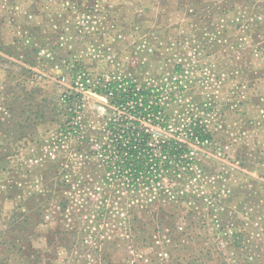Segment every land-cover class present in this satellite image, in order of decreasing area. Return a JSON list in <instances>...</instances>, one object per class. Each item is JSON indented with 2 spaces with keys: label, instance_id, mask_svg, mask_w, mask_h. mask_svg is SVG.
<instances>
[{
  "label": "rangeland",
  "instance_id": "rangeland-1",
  "mask_svg": "<svg viewBox=\"0 0 264 264\" xmlns=\"http://www.w3.org/2000/svg\"><path fill=\"white\" fill-rule=\"evenodd\" d=\"M67 2L0 0V264H264V0ZM124 80L195 158L164 191L102 160Z\"/></svg>",
  "mask_w": 264,
  "mask_h": 264
},
{
  "label": "trees",
  "instance_id": "trees-1",
  "mask_svg": "<svg viewBox=\"0 0 264 264\" xmlns=\"http://www.w3.org/2000/svg\"><path fill=\"white\" fill-rule=\"evenodd\" d=\"M72 1L74 0H68L67 3L71 4ZM126 81L129 82V80L123 82ZM120 93V96L115 99L118 105L129 104L131 97L134 103L129 105L130 114L125 116L126 121L130 122L131 125L125 129L119 128L121 137H117L115 141L108 144L103 154L102 160L107 172L112 178L120 177L119 184L114 183L113 187L120 185L119 191L122 190L123 193H127L135 192L142 187H150L152 183L156 182L159 183L161 191H164L165 188L161 183L163 177L180 174L181 168L187 171L193 170L195 158L191 155L192 150L188 143L177 137L154 142L150 130L143 126L142 117L147 119V114L154 113L157 115L161 110L157 100L150 103L152 89L145 87L137 89V85L131 83L126 91L120 88ZM110 129H113L112 125ZM190 129L191 140L194 142L197 139L199 143L209 142L212 139L211 133L204 124L192 122ZM165 191L171 192L170 189ZM171 195L172 198L177 197L173 192ZM133 208L135 207L133 206ZM186 233L190 235L191 232L186 230Z\"/></svg>",
  "mask_w": 264,
  "mask_h": 264
},
{
  "label": "built area",
  "instance_id": "built-area-1",
  "mask_svg": "<svg viewBox=\"0 0 264 264\" xmlns=\"http://www.w3.org/2000/svg\"><path fill=\"white\" fill-rule=\"evenodd\" d=\"M86 76H88L87 75V73L84 71V70H82L80 73H79V77L80 78H84V79H86V80H88L89 81V77H86ZM130 83L128 82V81H126V82H120V83H118L117 84V86L115 85V86H111L110 84H109V89H108V93H109V95L110 96H115L118 92H120V88H123V90H127L128 89V85H129ZM140 100H142V99H140ZM131 102H133L134 103V100H132ZM133 105V104H132ZM196 142L197 143H199V141H198V139L196 140ZM207 142V141H206Z\"/></svg>",
  "mask_w": 264,
  "mask_h": 264
}]
</instances>
